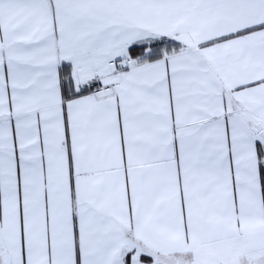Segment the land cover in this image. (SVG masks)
Returning <instances> with one entry per match:
<instances>
[{"label":"snow or ice","instance_id":"1","mask_svg":"<svg viewBox=\"0 0 264 264\" xmlns=\"http://www.w3.org/2000/svg\"><path fill=\"white\" fill-rule=\"evenodd\" d=\"M0 264H264V0H0Z\"/></svg>","mask_w":264,"mask_h":264}]
</instances>
